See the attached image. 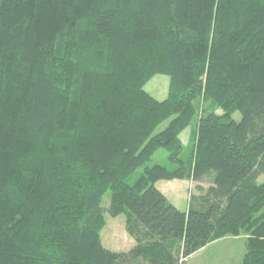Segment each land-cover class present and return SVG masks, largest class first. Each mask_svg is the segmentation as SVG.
Here are the masks:
<instances>
[{"label": "trees", "instance_id": "trees-1", "mask_svg": "<svg viewBox=\"0 0 264 264\" xmlns=\"http://www.w3.org/2000/svg\"><path fill=\"white\" fill-rule=\"evenodd\" d=\"M208 176L185 210L156 186ZM261 177L264 0H0V264H183L243 231L264 264ZM109 190L127 252L102 241Z\"/></svg>", "mask_w": 264, "mask_h": 264}, {"label": "rangeland", "instance_id": "rangeland-1", "mask_svg": "<svg viewBox=\"0 0 264 264\" xmlns=\"http://www.w3.org/2000/svg\"><path fill=\"white\" fill-rule=\"evenodd\" d=\"M170 78L166 74H156L150 78L145 84V90L152 94L159 100L167 98L169 92ZM211 101L200 102V107H210ZM236 119L241 118L240 113H235ZM197 119L193 124L185 129L180 137L184 141V144L188 146L190 144V135L195 128ZM165 124L159 127V131L163 129ZM157 130V131H158ZM190 149L185 151V156H189ZM148 164H162L169 168L173 167L172 162L168 157V152L165 148L159 149ZM142 167L139 168L132 177V180L136 179L142 172ZM261 181L264 177L260 178ZM167 182L168 198L171 197L178 202L179 207L186 208L190 201L191 195L199 196L203 190H207L211 185V177H205L203 181L193 183L183 180L177 181L175 179ZM161 184H159L160 186ZM170 198V199H171ZM101 206L103 208L105 216V224L101 229V237L104 245L114 251H130L137 241L133 236L127 225V216L124 213L114 214L111 210V190L107 191L102 199ZM247 250V234L245 231L238 234H228L224 238L210 243L206 247L202 248L197 253L185 260L183 264H241L245 252Z\"/></svg>", "mask_w": 264, "mask_h": 264}, {"label": "crops", "instance_id": "crops-1", "mask_svg": "<svg viewBox=\"0 0 264 264\" xmlns=\"http://www.w3.org/2000/svg\"><path fill=\"white\" fill-rule=\"evenodd\" d=\"M175 180H177V181H181V182H183V180L184 181H186V182H190V183H193L194 181H192V180H190V179H175ZM166 181L167 182H171L170 180H159L157 183H156V186L167 196L168 194V191H167V189L168 188H166L167 187V184H165L166 183ZM159 184H161L160 186H159ZM167 198H168V196H167ZM171 197H169L168 199L172 202V203H174L177 207H179V205H178V202L176 201V200H174L173 198H171ZM188 204H189V202H188ZM188 207V206H187ZM187 207L186 208H181V207H179L180 209H182V210H185V209H187Z\"/></svg>", "mask_w": 264, "mask_h": 264}]
</instances>
